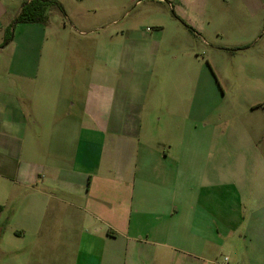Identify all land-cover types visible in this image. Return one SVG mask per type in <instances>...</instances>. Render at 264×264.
Returning a JSON list of instances; mask_svg holds the SVG:
<instances>
[{
  "label": "crops",
  "instance_id": "obj_1",
  "mask_svg": "<svg viewBox=\"0 0 264 264\" xmlns=\"http://www.w3.org/2000/svg\"><path fill=\"white\" fill-rule=\"evenodd\" d=\"M22 4L0 0V30ZM28 88L0 91V223L8 226L0 242L24 240L30 253L57 254L54 264H64L67 246L74 264H219L222 238L242 230L254 245L250 260L262 256L264 194L246 202L238 182L220 180V154L203 157L199 176L189 152L178 157L138 136L146 91L137 103L130 91ZM246 204L255 208L248 221Z\"/></svg>",
  "mask_w": 264,
  "mask_h": 264
},
{
  "label": "rangeland",
  "instance_id": "obj_2",
  "mask_svg": "<svg viewBox=\"0 0 264 264\" xmlns=\"http://www.w3.org/2000/svg\"><path fill=\"white\" fill-rule=\"evenodd\" d=\"M55 1L62 9L48 6L45 23L14 25L0 51V91L77 86L84 97L95 87L103 97L130 91L137 103L146 91L152 112L136 118L138 136L171 145L178 157L189 152L199 176L203 157L220 154L213 158L224 160L220 180L238 182L246 202L248 194H264V0ZM13 15L3 18L0 44ZM133 37L140 42L129 44ZM242 212L248 221L255 208L246 204ZM67 234L73 241L75 232ZM11 239L0 242V264L57 259ZM222 241L217 263L264 264V253L250 260L254 245L242 230ZM65 252L64 264H74V248Z\"/></svg>",
  "mask_w": 264,
  "mask_h": 264
},
{
  "label": "trees",
  "instance_id": "obj_3",
  "mask_svg": "<svg viewBox=\"0 0 264 264\" xmlns=\"http://www.w3.org/2000/svg\"><path fill=\"white\" fill-rule=\"evenodd\" d=\"M48 6H58L60 9H62L61 5L55 0H30L28 2H24L17 17L5 29L3 42L0 44V48H4L12 42L13 27L15 24L45 23V9Z\"/></svg>",
  "mask_w": 264,
  "mask_h": 264
}]
</instances>
